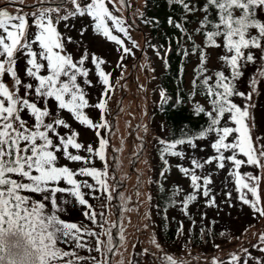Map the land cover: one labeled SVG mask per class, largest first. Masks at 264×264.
Masks as SVG:
<instances>
[{"label": "snow or ice", "instance_id": "obj_1", "mask_svg": "<svg viewBox=\"0 0 264 264\" xmlns=\"http://www.w3.org/2000/svg\"><path fill=\"white\" fill-rule=\"evenodd\" d=\"M65 3L66 0H60L55 7H50L46 6V0H38V5L32 6L35 10L16 14L0 8V264H82L85 260L102 264L94 256L85 257L74 249L65 250L64 246L71 247L73 242L75 249L87 248L97 253L106 248L111 251L108 248L112 244L110 228L100 224L102 231H94L89 226L62 219L68 205L73 208L79 205L86 209L85 218L92 224L97 223L93 206L86 199L90 193L82 189L91 191L99 186L107 191L106 166L101 169L84 166L78 172L59 166L60 154L71 162L83 160L85 165L93 156L105 160L104 149L108 142L104 138L99 139L98 149L86 148L88 157L69 151V148L80 150L84 146L77 142V133L63 118V110L81 125L94 129L107 127L106 123H95L83 111L90 107L102 111L106 108L105 99L100 98L97 104L90 105L86 98L87 89L94 86L86 61L90 58L95 66L98 83L108 86L111 73L101 69L105 61L96 55L85 52L74 59L66 50V43L73 42L72 38L64 37L58 25L71 17H90L95 22V30L120 45L124 54L131 49L112 34L107 22L111 21L115 30L124 36H128V32L124 20L109 10L107 4L112 0H70L72 10L62 11ZM171 3L179 7L183 15L181 22L170 16L168 23L184 32L189 41L193 36L187 34L188 17L203 12L200 27L194 31L205 36V43L214 44L217 38H223L226 54L220 59L230 75L223 70L206 74V57L200 52L196 74L201 79L192 81L191 96L202 95L207 107L195 100L191 102L194 115H203L206 122L198 130H183L181 138L160 139L161 159L165 164H168L167 156L190 160L189 167L179 168L190 178L192 189L182 200L185 211L189 202L196 201L198 196L208 198L206 202L214 205L213 172L227 170L225 179H233V190L239 200L264 217V133L254 132L252 111L253 95L264 90V0H204L202 7L197 6L198 0H171ZM213 9L217 20L208 15ZM191 47L194 52L200 51L194 44ZM183 54L187 56L188 52ZM20 60L26 61L23 76L17 68ZM250 66L254 71L247 81L248 90H240L239 81ZM42 70L46 74H42ZM213 75L215 82L210 83ZM108 91L105 87L104 95ZM169 99L161 90V103H168ZM60 129L66 131L62 133ZM96 135L100 136L99 131ZM205 140L215 153L207 158L185 157L184 151L177 150L178 146H186L204 151L197 142ZM242 166L253 171L241 172ZM74 175L91 177L95 184L78 181ZM227 195L231 197L232 193ZM49 201L50 208L47 207ZM85 236L94 238L93 242L85 241ZM259 239L264 243V234ZM156 246L159 248V244ZM260 251L264 253V248ZM162 260L163 264H180L172 255H165ZM238 261L249 264L236 255L232 256L230 264ZM214 264L223 262L214 261ZM256 264H264V260L257 259Z\"/></svg>", "mask_w": 264, "mask_h": 264}, {"label": "rangeland", "instance_id": "obj_2", "mask_svg": "<svg viewBox=\"0 0 264 264\" xmlns=\"http://www.w3.org/2000/svg\"><path fill=\"white\" fill-rule=\"evenodd\" d=\"M59 2L60 0H46V6L55 7ZM8 4H17L18 6ZM34 5H38V0H0V8H6L12 14H16L18 11L29 13L35 10L32 7ZM107 6L113 15L125 22L124 26L127 28L128 36L117 32L111 21L107 23L112 34L117 35L123 40L124 46L131 49L128 54H124L120 45L108 40L102 32H97L95 22L90 17H71L69 21L61 22L58 25V31L64 37L72 38L73 42L66 43V50L74 59L79 58L85 52L90 56L96 55L105 61L101 65V69L106 73H111L108 86L98 83L99 77L95 75V66L91 64L90 58L86 61L91 73L90 79L94 84L93 87L87 89L86 98L90 105L97 104L99 99L103 98L106 100V108L102 111L90 107L83 111L95 123H106L107 127L94 129L81 125L67 110H63V118L77 133V142L84 146L80 150L69 148V151L82 157H88L86 148L92 146L98 149L99 139L104 138L108 142L104 149L105 160L100 161L93 156L91 162L85 165L83 160L71 162L60 154L59 166H68L74 172H78V169L84 166H95L98 169L106 166L108 172L105 177L107 191L100 189L99 186L96 190L91 191L82 189V191L90 193L86 199L93 206L92 211L96 214L97 223L92 224L87 220L83 215L86 209L79 205L75 208L68 205L67 213L62 215V219L65 222H76L78 225L89 226L94 231H102L99 228L100 224H103L104 228H110L112 244L108 245V248L111 251H108L107 248L101 253L94 250L89 252L87 248L84 250L75 249L74 242L71 247L65 245L64 248L65 250L74 249L78 255L85 257L94 256L102 264H163L162 258L165 255H172L180 264H201L204 260L194 249L176 253L164 248L157 236L152 209L151 199L155 188L151 180L156 158L155 148L160 144L158 127L154 125V117H150V107L152 108L157 102L161 103L160 91L163 89H161L160 70L165 53L160 49L156 38H147L143 45L141 44L138 19L144 7L143 0H112V3ZM65 9L72 10L70 0H66L62 6V11ZM65 23L68 24V27H65ZM140 28H143L142 25ZM32 30L34 31V28ZM82 30H84L83 36L81 35ZM219 57V53L212 50L210 63L215 64ZM25 66V60L18 61L17 68L22 76ZM42 74H46V72L42 70ZM105 87L109 89L107 95H104ZM167 95L170 97L169 94ZM169 101H171V97ZM101 116H103V120H101ZM256 116L258 118L255 119L259 122V126L264 129V121L260 119L264 118L263 108H259L255 112ZM60 131L63 133L66 130L60 129ZM97 131L100 136L96 135ZM73 178L78 181L87 180L89 183L95 184L91 177L74 175ZM174 178V173L169 174L167 183L172 184ZM180 184L189 193L192 191L189 177H182ZM61 186H64L63 182ZM178 199H182V197L178 196ZM262 200H264V196H262ZM47 207L50 208V201L47 202ZM188 209L189 211L193 210L190 205H188ZM101 215L103 219H101ZM179 217L186 231V217L180 212ZM261 234H264V217L257 225L246 231L242 240L251 243L254 250L261 249L264 247V243L259 239ZM83 239L90 243L94 240L87 236ZM101 239L106 240V237L101 236ZM157 244H159V248L156 246ZM82 264H95V262L85 260Z\"/></svg>", "mask_w": 264, "mask_h": 264}, {"label": "trees", "instance_id": "obj_3", "mask_svg": "<svg viewBox=\"0 0 264 264\" xmlns=\"http://www.w3.org/2000/svg\"><path fill=\"white\" fill-rule=\"evenodd\" d=\"M203 3L204 0H198L197 6L202 7ZM8 5L18 6L17 4ZM143 5L138 19V25L143 27L138 26L141 44L143 45L147 38L158 40L160 49L165 53V59L160 70L162 76L161 89L171 97V101L168 103L157 102L152 108L150 107V117H154V125L158 127L159 140L168 141L181 138L183 130H198L206 122L203 115H194L192 111L194 104L191 102L195 100L207 107V102L202 95L191 96L192 81L201 79L196 74L197 68L200 67V52H203L206 57V74L212 75L215 71L223 70L226 75H230L224 61L220 59L226 54L223 38H217L214 44L205 43V36L194 31L200 27L199 21L203 19L202 11L188 17L187 34L193 36V39L189 41L184 32L175 29L168 23L170 16L175 18L177 22H181L183 15L181 9L174 7L171 0H143ZM208 15L213 20L218 19L214 9ZM193 44L200 51H192L191 46ZM212 50L218 52L220 56L215 64L210 63ZM184 52H188V55L185 56ZM253 71L251 66L246 69L244 77L239 81L240 90H248L247 81ZM214 82L215 76L213 75L210 83ZM252 104L255 105L252 109L255 117V112L259 108L264 110V90H258L253 95ZM260 119L264 121V118ZM259 125L255 119L254 132L257 135L264 133L263 127ZM197 143L205 150L200 151V148L191 149L186 146H178L177 150L184 151L185 157L207 158L215 154L207 140ZM160 148L161 145H156V158L151 180L155 192L151 202L157 236L164 248L176 253L194 249L204 260L201 264H214V261L230 264L233 255L243 257L244 260L249 261V264H256L257 259L264 260V253L259 248L254 250L251 243L242 240L246 231L257 225L262 217L254 212L250 206L244 205L239 200L238 193L233 190V179H225L227 170L213 172L214 205L206 202L208 198L198 196L196 201L189 202L193 210L190 209L189 211L187 208L185 211L182 200L189 192L180 184L182 177L185 176L179 171V168L181 166L189 167L190 160L167 156L168 164H165L160 156ZM240 171H253V169L242 166ZM172 173H174L175 178L172 184H168L167 177ZM228 192L232 193L231 197L227 195ZM33 196L36 198V194ZM178 196H181L182 199H178ZM179 212L186 217V231L179 217ZM237 264H241V262L238 261Z\"/></svg>", "mask_w": 264, "mask_h": 264}]
</instances>
